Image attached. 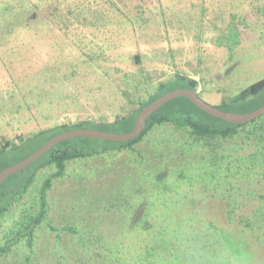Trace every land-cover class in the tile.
I'll list each match as a JSON object with an SVG mask.
<instances>
[{"label": "rangeland", "instance_id": "374dc122", "mask_svg": "<svg viewBox=\"0 0 264 264\" xmlns=\"http://www.w3.org/2000/svg\"><path fill=\"white\" fill-rule=\"evenodd\" d=\"M16 3L27 5L26 17H34L28 27L17 29L7 26L16 24V15L7 17L5 28H0V147L56 124L111 123L135 111L137 101L148 98L160 82L179 75L197 79L198 92L214 105L229 101L264 76V0H0V9ZM262 101L264 93L238 112ZM162 135L156 132L151 137ZM149 143L144 140L135 149L155 163L162 158L147 150ZM167 146L162 144L158 151ZM20 153L17 149L10 158ZM139 158L136 151L126 149L68 163L66 173L52 181L46 221L35 230L37 264H48L46 259L52 263V255L60 254L69 264L81 262L91 254L78 247L81 243L148 248L169 204L174 217L165 224L167 229L179 227L176 220L181 215L197 212L196 226L207 223L236 230L252 254L249 263L264 264V226L260 220L251 231L242 219L255 218L262 202L258 196L237 190L238 205L230 220L227 199L178 192L172 180L162 182L158 194L156 183L146 175L148 165ZM178 159L174 156L173 162ZM30 171L16 172V182ZM55 171L41 169L11 212L0 218V243L13 233L23 212L38 211L42 181ZM168 171L171 167H159L156 176L166 177ZM150 194L158 197L145 226L148 234L141 227ZM68 225L78 234L66 230ZM80 238L83 242H78ZM28 253L26 243L14 245L8 257H0V264H16ZM122 254L120 260L130 264ZM114 260L112 254L88 261L115 264Z\"/></svg>", "mask_w": 264, "mask_h": 264}, {"label": "trees", "instance_id": "16d2710c", "mask_svg": "<svg viewBox=\"0 0 264 264\" xmlns=\"http://www.w3.org/2000/svg\"><path fill=\"white\" fill-rule=\"evenodd\" d=\"M27 8V5L18 3L16 6L7 5L1 8L0 28H5L6 18L15 17L14 15H16V24L9 23L7 26L11 25L13 26L11 28L15 27L16 29L28 27L34 15L27 18L25 15L28 12ZM234 28L233 22L230 25V30ZM198 86L197 79L179 75L160 82L148 98L137 101L138 107L135 111L121 116L111 123L84 120L76 123L56 124L26 137H20L18 142L7 141L0 147V172L11 164L30 156L49 139L67 130L94 128L116 133L130 132L134 128L138 113L148 104L169 91L178 88L197 90ZM262 93H264V76L244 87L229 101L216 106L225 111L240 112L243 106L251 103L255 96ZM263 105L264 101L245 112L253 111ZM156 132L163 135L152 138L151 135ZM167 132L169 135L166 134ZM144 140H150L151 147L148 146L147 150L150 149L153 156L157 159L159 156L162 158L161 160L153 163L147 156L148 154H143L142 150L135 149V145ZM162 144H168V146L163 152H159L158 148ZM17 149L22 150V153L12 160L10 157ZM126 149L136 151L142 162L148 165V168H145L146 175L156 183L155 188L154 186L151 188H157L158 194L160 193L159 186L163 183L167 184V180H172L171 184L177 185L178 192H181L180 189H185V192L188 193L195 192L198 195L206 193L208 197L227 199L230 205L229 219L233 220L238 205L236 191L241 190V194L258 196L262 201L257 213H254L253 220L242 218L248 222L246 227L253 231L255 222L260 220L264 226V114L247 123H232L207 113L188 97L179 96L153 112L146 120L145 128L141 134L129 141L121 142L82 136L66 139L54 145L37 161L27 166L26 168L31 170L27 177L18 179L16 182V173H14L2 182L0 184V218L11 212L16 200L29 190L41 169L47 167L56 169L42 181L39 190L38 211L23 212L19 220L15 221L17 227L13 233L6 235L4 243H0V257H8L14 245L26 243L29 253L24 258H17L16 264H37L36 260L39 259V256L35 247L34 234L36 228L46 221L47 196L48 191L52 188L53 179L62 177L66 173L68 163L72 160L115 151L121 152ZM176 155H179V159L173 162ZM141 159L139 158V163H141ZM164 166L165 168L171 167V171H168L166 177L158 178L156 176L158 168ZM9 179L12 180L7 184ZM258 192L259 195H257ZM153 194L147 197V201L144 200L147 202V210L141 229L145 228V231H149L145 226L150 224V211L158 197L156 194V198H154ZM178 195H182V193ZM178 197L182 199L185 196ZM164 208V214L157 223L155 237L151 234L150 247L129 244L127 249H123L122 245L114 247L110 244H97L92 247L81 243L78 247L91 254L87 253L84 260L81 262L79 260L75 264H92L88 260L100 261L101 257L105 260L112 254L115 257V264H128L125 263V260H120L123 252L130 259V264H250L252 254L248 251L245 240L238 238L236 230L211 228L207 223L201 224L200 227L196 226L194 222L200 221L197 212L181 215L176 220L181 225L177 228L173 226V228L167 229V225L172 223L170 219L174 217L173 207L169 204ZM211 225L213 226V224ZM47 226L50 230H56L48 223ZM258 226L261 227L260 224ZM65 229L72 234H78L76 228L71 225L66 226ZM172 236L176 241H172ZM60 237L57 235L58 240ZM52 258V263L46 259L48 264H69L66 256L62 254L52 255Z\"/></svg>", "mask_w": 264, "mask_h": 264}, {"label": "water", "instance_id": "95a60500", "mask_svg": "<svg viewBox=\"0 0 264 264\" xmlns=\"http://www.w3.org/2000/svg\"><path fill=\"white\" fill-rule=\"evenodd\" d=\"M179 96L188 97L192 102H194L197 106H199L207 113L232 123H239V124L247 123L264 114V105L253 111L245 112V113L225 111L220 109L218 106L206 101L196 89L178 88L165 93L164 95H162L161 97H159L158 99H156L155 101L144 107L138 113L135 120L134 128L130 132L116 133V132L104 131L94 128H76L57 134L56 136L49 139L46 143H44L39 149H37L30 156L14 164H11L10 166L3 169L0 172V184L12 174L25 169L27 166L37 161L54 145L66 139L82 136V137H91L96 139L121 141V142L129 141L137 137L139 134H141V132L145 128L146 120L153 114V112H155L166 102Z\"/></svg>", "mask_w": 264, "mask_h": 264}]
</instances>
